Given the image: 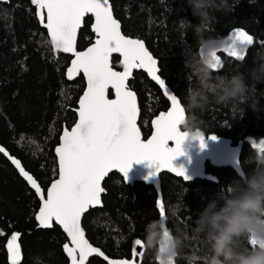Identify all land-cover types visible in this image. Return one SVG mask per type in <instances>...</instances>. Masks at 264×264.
<instances>
[{
  "label": "trees",
  "instance_id": "obj_1",
  "mask_svg": "<svg viewBox=\"0 0 264 264\" xmlns=\"http://www.w3.org/2000/svg\"><path fill=\"white\" fill-rule=\"evenodd\" d=\"M123 32L143 39L159 60L160 75L169 90L182 100L190 80L185 70L187 48L195 45L190 30L182 33L179 19L198 23L186 0H111ZM30 0H0V145L21 160L47 190L58 177L55 147L60 142L64 126L70 128L77 120L75 108L86 86L80 76L70 82L66 70L71 56L51 50L48 33L35 15ZM6 13V15H5ZM218 20L210 29L216 39L226 37L232 30L243 28L255 38L246 58L238 61L221 54L225 66L217 74H230L233 69L254 65V53L264 41V0H239L229 15L217 13ZM93 18L85 20L78 40L83 50L95 39L91 30ZM120 58L114 57V67L120 69ZM130 87L139 98L140 127L147 138L152 133L151 121L161 111H167L170 101L163 90L143 71H137ZM264 90V83L257 85ZM112 95V93H111ZM262 110L248 108L243 118L233 119V113L224 106H212L201 119L203 131L232 140L242 146L239 170L231 167L216 168L207 165L213 179L186 182L182 178L164 173L162 194L166 209V225L172 228L195 226L205 204L217 197L218 191L234 180H244L254 165L245 163L253 152V142L264 139V98ZM34 141V143H33ZM103 206L91 209L84 216L83 226L90 242L113 258H131V241L142 239L146 224L159 219L158 193L143 182L126 184L123 177L112 173L104 182ZM186 193V195H185ZM222 203V201H221ZM40 200L34 190L21 177L10 160L0 153V264H9L7 239L19 231L23 259L21 264H69L63 245L68 238L55 224L52 229L38 227L35 216ZM173 210L176 215L173 216ZM264 218V217H262ZM119 241V243H118ZM246 246V235L239 238ZM251 250V249H249ZM137 251H141L137 247ZM142 264H158L153 249L145 247ZM195 254L191 264H207L210 250L198 237L191 238L176 258L177 264H190L187 256ZM89 264H107L94 257Z\"/></svg>",
  "mask_w": 264,
  "mask_h": 264
},
{
  "label": "snow or ice",
  "instance_id": "obj_2",
  "mask_svg": "<svg viewBox=\"0 0 264 264\" xmlns=\"http://www.w3.org/2000/svg\"><path fill=\"white\" fill-rule=\"evenodd\" d=\"M31 4L36 8L39 23L47 29L51 50L73 57L66 70L67 78L74 80L83 74L86 90L76 109L78 121L70 130L63 128L60 143L55 147L58 179L51 183L46 194L19 159L10 155L3 146H0V153L11 161L39 197L41 204L35 216L38 227L50 229L55 222L66 233L69 242L63 245V250L70 264H89L93 255L102 257L107 264H137V258L142 261L144 256L142 239L131 241V259H110L86 238L81 220L90 208L102 207V194L106 191L102 182L109 173L118 170L126 180L134 161H147L154 167L155 171L150 176L168 170L184 181L191 179L183 165L174 164L177 157L185 154L183 144L187 133L178 127L185 115L182 100L169 90V85L159 74L158 60L146 47L145 41L131 38L121 31V22L114 17L110 0H31ZM89 14L94 17L91 30L95 33V41L86 50L78 51V33ZM260 43L264 45V41ZM253 44V35L243 28H236L233 42L225 50L229 56L243 61L247 46ZM113 54L121 57L122 71L114 69ZM212 56L216 61L213 69H222L225 62L216 50ZM134 69L144 70L170 101L168 110L159 112L151 121L154 131L146 140L138 126L140 107L137 95L129 88ZM110 88L114 90L115 99L108 98ZM210 139L217 137L213 134ZM199 140L202 147L206 146L204 133L199 135ZM170 141L174 146H170ZM252 146L264 152V139L258 144L253 142ZM157 206L160 218H165L163 199L157 201ZM0 235H4L2 230ZM21 235L16 231L7 239L9 264H21ZM245 235L244 249L264 248V236L252 231ZM137 247L141 251H137Z\"/></svg>",
  "mask_w": 264,
  "mask_h": 264
},
{
  "label": "clouds",
  "instance_id": "obj_3",
  "mask_svg": "<svg viewBox=\"0 0 264 264\" xmlns=\"http://www.w3.org/2000/svg\"><path fill=\"white\" fill-rule=\"evenodd\" d=\"M186 2L198 23L179 19L180 31L191 30L195 37V45L186 49L185 70L190 84L183 97L185 115L178 125L187 133L183 146L199 140L205 124L201 117L212 106L227 107L234 114L233 119H240L248 108L261 111L260 101L264 98V90L257 87L264 83V45L256 49L254 65L250 68H236L230 74L220 75L212 67L216 62L212 56L216 37L210 29L218 20L217 13L229 15L239 0ZM245 163L254 165L252 172L244 180H234L222 187L217 197L205 204L195 226H191V235L189 226L181 228L174 224L169 228L166 216L146 224L143 242L154 250L158 264H175L176 257L193 237L202 239L210 250L207 264H264V248L246 250L239 243V238L249 231L264 236V152L253 147ZM172 215H176L174 210ZM186 258L190 264L199 259L195 254Z\"/></svg>",
  "mask_w": 264,
  "mask_h": 264
},
{
  "label": "water",
  "instance_id": "obj_4",
  "mask_svg": "<svg viewBox=\"0 0 264 264\" xmlns=\"http://www.w3.org/2000/svg\"><path fill=\"white\" fill-rule=\"evenodd\" d=\"M31 1V0H30ZM110 3L112 4L111 0H110ZM34 6V5H33ZM35 7V6H34ZM113 15L116 19H118L115 15V12H114V8H113ZM88 16H91L93 18V23H94V17L89 14ZM86 16L85 17V20L86 18L88 17ZM119 20V19H118ZM121 22V21H120ZM84 24H85V21H84ZM41 26L43 27V25L41 24ZM84 27V25L82 26V28ZM44 28V27H43ZM82 28L80 29L79 33H78V38H77V50L78 51H83V50H86L83 49V50H79L78 49V40H79V36H80V32L82 30ZM46 29V28H45ZM47 30V29H46ZM121 31L123 32V29H122V23H121ZM234 30H232L226 37L224 38H219V39H216V44H215V48L214 50L217 51L218 55L221 56L222 60H223V57L221 54H224L230 58H234L236 59L235 57H231L228 55V52L225 50L229 45L232 44L233 42V35H234ZM246 31V30H245ZM93 32V31H92ZM94 33V32H93ZM124 33V32H123ZM125 34V33H124ZM95 35V33H94ZM126 35V34H125ZM131 38H137V37H132L130 36ZM254 37V36H253ZM95 41V39H94ZM93 41V42H94ZM254 43H255V38H254ZM145 45L146 47L147 44L145 42ZM254 45V44H253ZM253 45H249L247 46L248 50L245 54V58L248 54V51L250 48L253 47ZM90 46V45H89ZM239 46V44H238ZM149 51H151L149 49ZM201 53H203V49L201 48L200 49ZM62 53V52H61ZM63 54H66V55H69L71 56V54H67V53H63ZM56 56H58L59 54H56ZM154 55V54H153ZM72 57V56H71ZM114 57H119L121 59V57L119 56V54H113V57H112V64H113V59ZM155 57V56H154ZM73 58V57H72ZM156 58V57H155ZM158 60V58H157ZM237 60V59H236ZM224 61V60H223ZM239 61V60H238ZM70 66V64H69ZM68 66V67H69ZM158 66L160 67L159 65V60H158ZM113 67H114V64H113ZM115 70L117 71H122V67L120 69H117L116 67H114ZM223 69V68H222ZM221 69H218V70H214V71H220ZM137 71H143L145 72L144 70H141V69H134L133 70V75L132 77L129 79V88L130 90L134 91L133 89H131L130 87V81L131 79L134 77V74L135 72ZM146 73V72H145ZM147 74V73H146ZM160 74V73H159ZM148 75V74H147ZM80 76H83V74H81ZM80 76H78L77 78H75L74 80H69L66 76V78L68 79V81L70 82H73L75 80H77ZM148 77L151 79V77L148 75ZM152 80V79H151ZM153 81V80H152ZM86 82V80H85ZM155 82V81H153ZM86 90V86H85V89ZM84 92V91H83ZM135 92V91H134ZM112 93V95H111ZM136 93V92H135ZM83 95V94H82ZM81 95V96H82ZM137 95V93H136ZM80 96V97H81ZM108 98L109 99H115V94H114V90H112L111 88L109 89L108 91ZM137 102H138V106L140 107V104H139V98H138V95H137ZM78 106H79V101H78ZM78 106L74 109L76 114H77V120L76 122L78 121V113L76 111V109L78 108ZM140 115H141V109H140ZM159 115V114H158ZM157 116V115H156ZM155 116V117H156ZM155 117L153 119H155ZM152 119V120H153ZM139 121H140V117L138 118V126H140L139 124ZM75 122V123H76ZM75 125V124H74ZM73 125V126H74ZM71 126V127H73ZM152 126V125H151ZM64 127H67V126H64ZM71 127L69 128V130L71 129ZM154 131L153 127H152V132ZM181 131H183V129L181 128ZM63 132V131H62ZM141 132H142V129H141ZM152 134V133H151ZM151 134L149 135V137L145 138L144 137V134L142 132V137L146 140L148 138H150ZM62 135V133H61ZM213 135V134H210V135H207L205 132H204V137H205V142H206V146L202 147L201 146V143H200V140H195L193 142H191L190 144L186 143L183 147H184V151H185V154L184 155H181L179 157H177L174 161V164L176 166H180V165H183L185 168H186V171H187V175L191 177L190 180H187L186 182H191V181H194V180H197V179H202V180H210V179H213V175L212 174H209L207 172V165L210 164L212 165L213 167H216V168H222V167H231V168H234L235 170H239L240 169V166H241V153H242V146L241 145H234L232 140L228 139V138H225V137H222V136H218L216 134H214L217 139L213 140V139H210V136ZM61 137V136H60ZM60 143V142H59ZM170 146H174V142L170 141ZM59 145V144H58ZM57 145V146H58ZM1 146V145H0ZM56 146V147H57ZM5 148V147H4ZM6 149V148H5ZM7 150V149H6ZM8 151V150H7ZM8 153L10 155H12L9 151ZM13 156V155H12ZM15 158H17L16 156H14ZM57 157V156H56ZM19 159V158H17ZM20 160V159H19ZM21 161V160H20ZM57 161H58V158H57ZM11 162V161H10ZM22 163V162H21ZM13 165V164H12ZM23 165V163H22ZM14 166V165H13ZM24 166V165H23ZM15 167V166H14ZM16 169V168H15ZM17 170V169H16ZM26 170V168H25ZM18 171V170H17ZM28 171V170H26ZM155 171L154 167L150 166L149 163L147 161H141V162H133V165L131 167V169L129 170L128 172V176H127V179L124 180L126 184H134L135 182H143L147 185H151L155 188V190L157 191L158 193V200L160 199H163V194H162V179H161V176L162 174L164 173H169V174H172L174 176H176L175 174L171 173L170 171L168 170H163L161 171L159 174L157 175H152L150 176L149 174L150 173H153ZM114 172H117L119 173L122 177H123V174L120 173L118 170H114L112 171L111 173H109V175L106 177L108 178L112 173ZM32 174V173H30ZM33 175V174H32ZM34 176V175H33ZM22 177V176H21ZM35 177V176H34ZM177 177V176H176ZM23 178V177H22ZM105 178V180H106ZM179 178H182V177H179ZM24 179V178H23ZM58 179V177L56 178ZM124 179V178H123ZM183 179V178H182ZM25 180V179H24ZM105 180L102 182V186L104 187V182ZM26 181V180H25ZM38 181V180H37ZM27 182V181H26ZM39 182V181H38ZM53 182V181H52ZM51 182V183H52ZM29 185V184H28ZM41 185V184H40ZM30 186V185H29ZM51 186V184L49 185V187ZM42 187V186H41ZM48 187V188H49ZM31 188V187H30ZM43 188V187H42ZM47 188V189H48ZM32 189V188H31ZM34 190V189H32ZM45 190V189H44ZM35 191V190H34ZM47 190H45V194H46ZM105 193L102 194V202H103V195ZM39 198V197H38ZM164 201V200H163ZM41 204V202H40ZM103 206V204H102ZM101 206H97L95 208H100ZM95 208H90L88 210V212L91 210V209H95ZM39 211V210H38ZM38 213V212H37ZM87 213V212H86ZM85 213V214H86ZM84 214V216H85ZM84 216L82 217V220H81V226L84 228L83 226V220H84ZM165 216H166V209H165ZM37 221V220H36ZM38 224V222H37ZM56 223L53 222V227ZM58 225V224H57ZM59 226V225H58ZM52 227V228H53ZM61 229L62 227L59 226ZM40 228V227H39ZM50 228V229H52ZM41 229H45V228H41ZM63 230V229H62ZM85 230V228H84ZM66 234V233H65ZM67 236V235H66ZM85 236L86 238L88 239L87 237V232L85 230ZM89 240V239H88ZM69 240H67L66 243H68ZM90 242V240H89ZM91 243V242H90ZM94 247H97L95 245H93ZM101 249V248H100ZM102 250V249H101ZM103 251V250H102ZM104 252V251H103ZM105 253V252H104ZM66 254V253H65ZM106 254V253H105ZM107 255V254H106ZM108 256V255H107ZM94 257H99L97 255H93L92 257L89 258V262L92 258ZM103 260L102 257H99ZM110 259H125V258H113V257H110ZM177 258V257H176ZM126 259H131V258H126ZM69 260V258H68ZM106 262V261H105ZM158 262V261H157ZM69 264H70V260H69ZM137 264H142L141 261H139L137 259ZM175 264L176 263V260H175Z\"/></svg>",
  "mask_w": 264,
  "mask_h": 264
}]
</instances>
